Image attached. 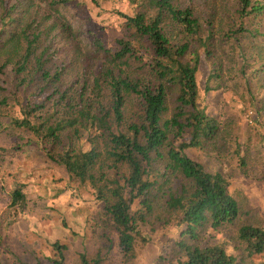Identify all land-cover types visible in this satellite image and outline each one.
I'll return each mask as SVG.
<instances>
[{
	"label": "trees",
	"instance_id": "trees-1",
	"mask_svg": "<svg viewBox=\"0 0 264 264\" xmlns=\"http://www.w3.org/2000/svg\"><path fill=\"white\" fill-rule=\"evenodd\" d=\"M69 1L0 0V76L12 64V100L24 97L11 115L0 81V122L7 119V129L23 133L102 203L95 222L102 246L80 253L78 264H104L115 243L124 261L133 260L149 241L141 227L155 224L180 227L166 262L238 264L221 242H202L226 226L246 258L263 253L264 228L239 223L243 212L225 175L206 171L185 150L223 151L230 127L197 103L201 52L209 65L205 93L225 89L227 80L256 81L255 114L264 117V0H235L239 23L227 29L216 26L224 0H128L132 12L119 13L124 34L114 47L97 36L83 40L60 11ZM22 188L10 190V205L21 210ZM52 246L51 262L63 264L65 246Z\"/></svg>",
	"mask_w": 264,
	"mask_h": 264
},
{
	"label": "rangeland",
	"instance_id": "rangeland-1",
	"mask_svg": "<svg viewBox=\"0 0 264 264\" xmlns=\"http://www.w3.org/2000/svg\"><path fill=\"white\" fill-rule=\"evenodd\" d=\"M234 4L235 0H224L217 27L237 26L239 19L232 14ZM60 11L73 29L80 28L84 41L97 36L107 47H114L115 38L124 34L119 13H131L132 7L128 0H103L98 4L91 0H70ZM225 48L229 53L228 44ZM198 69L199 107L229 121L230 127L223 151L187 148L185 152L206 171L225 175L228 192L238 200L243 212L240 224L251 222L264 228V117L255 114L262 91L256 81L227 80L225 89L205 93L209 65L202 52ZM0 81L5 89L3 95L9 96L15 106L11 115L17 116L18 102H24V97L12 100L16 82L12 64L4 69ZM249 92L255 97L251 101ZM41 99L31 97V102L38 103ZM6 122L7 119L0 122V264H53L51 260L56 254L52 244L56 241L65 246L63 264H78L80 253H95L102 246L95 232L102 203L95 199L90 186L71 180L62 166L49 162L23 133L7 129ZM183 139L188 140V135ZM18 182L23 184L26 196L23 210L10 205V190ZM141 230L149 241L138 247L133 260L124 261L115 243L104 264H174L166 260L172 256L180 227L155 224L154 229L143 225ZM202 242L205 245L221 242L228 253L237 257L238 264L264 261V252L245 257L233 226L207 231ZM162 256L166 257L164 262L159 260Z\"/></svg>",
	"mask_w": 264,
	"mask_h": 264
}]
</instances>
